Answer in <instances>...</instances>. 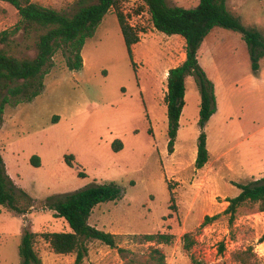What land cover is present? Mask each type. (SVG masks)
Returning a JSON list of instances; mask_svg holds the SVG:
<instances>
[{
    "label": "rangeland",
    "instance_id": "rangeland-1",
    "mask_svg": "<svg viewBox=\"0 0 264 264\" xmlns=\"http://www.w3.org/2000/svg\"><path fill=\"white\" fill-rule=\"evenodd\" d=\"M73 13L78 0H31ZM182 8L198 0H167ZM231 14L264 37V0H226ZM139 41L127 54L115 11ZM20 22L17 11L0 2V32ZM36 34L21 30L10 53L35 56ZM198 64L214 88L216 112L207 122L208 162L195 168L200 96L194 77L185 79L184 106L168 152L166 73L185 60V41L158 32L143 0H116L93 37L86 40L83 67L68 71L62 54L44 77L42 93L30 103L6 105L0 124V154L7 175L30 197L19 215L0 206V264H20L18 247L25 229L35 234L41 264H74L75 254L57 255L44 234L67 232L52 204L91 185L113 183L122 191L102 203L88 223L116 236L117 248L88 241L82 264H237L232 254L251 248L264 264V212L246 204L233 224L224 213L237 185L264 178V80H256L242 35L215 27L198 50ZM264 70V57L259 60ZM254 80V83L251 81ZM58 117L57 123L52 118ZM117 142L122 149L114 151ZM118 145V144H117ZM119 146V145H118ZM72 156L70 165L65 158ZM32 157L39 158V167ZM21 206L26 202L21 200ZM215 217L211 221L205 218ZM168 234L169 244H138L134 235ZM193 246L184 249L183 236Z\"/></svg>",
    "mask_w": 264,
    "mask_h": 264
},
{
    "label": "trees",
    "instance_id": "trees-1",
    "mask_svg": "<svg viewBox=\"0 0 264 264\" xmlns=\"http://www.w3.org/2000/svg\"><path fill=\"white\" fill-rule=\"evenodd\" d=\"M193 8H182L169 5L167 0H143L150 14L153 27L167 36L178 35L185 41V60L168 71L167 92L165 95L166 115L168 121L167 149L172 153V147L178 130V122L184 106L185 79L194 77L198 88L199 128L195 168L201 169L209 159L206 148V135L203 132L207 122L216 112L214 88L212 82L198 64V50L215 28H223L242 35L247 45L253 74L259 71V60L264 57V37L255 29L245 27L240 19L231 14L226 0H198ZM11 5L20 17V22L13 30L0 32V124L6 105L30 103L44 89V77L54 67V57L60 52L68 71H79L83 67L82 48L87 39L93 37L96 28L104 16L116 6V0H78L73 13L57 11L43 7L31 0H0ZM116 19L124 40L125 48L131 64L132 46L139 39L132 28L126 23L123 14L115 11ZM23 31L27 37L36 34L35 56L17 57L10 53L14 36ZM10 48V49H9ZM58 117L52 118L57 123ZM119 146H118V145ZM114 151L122 149L115 142ZM72 156L65 158L70 165ZM31 163L39 167V158L32 157ZM240 193L227 200L228 206L224 213L233 224L237 210L246 205H256L259 212H264V178L246 185H237ZM122 197V191L113 183L91 185L82 190L66 195L52 204L55 216L67 224L69 231L44 234V240L57 255L75 254L74 264H82L87 255L88 241H98L105 246L116 249V236L98 230L89 225V217L95 207L102 203L115 202ZM26 202L25 206L20 201ZM0 206L10 212L22 215L31 207L30 197L17 188L7 175L0 154ZM215 217L205 218L211 221ZM35 234L25 229L18 247L20 264H41L35 253ZM174 236L168 234L134 235L135 243L169 244ZM184 249L189 252L193 246L190 234L183 236ZM158 257L154 264H165L164 256L157 251ZM237 264H258L251 248L236 251L232 254ZM191 264L204 262L191 257Z\"/></svg>",
    "mask_w": 264,
    "mask_h": 264
},
{
    "label": "crops",
    "instance_id": "crops-1",
    "mask_svg": "<svg viewBox=\"0 0 264 264\" xmlns=\"http://www.w3.org/2000/svg\"><path fill=\"white\" fill-rule=\"evenodd\" d=\"M168 75V72L166 73V77ZM256 80H264V70H261V68H259V71L257 72V74L254 75ZM251 83H254V80L251 81Z\"/></svg>",
    "mask_w": 264,
    "mask_h": 264
}]
</instances>
